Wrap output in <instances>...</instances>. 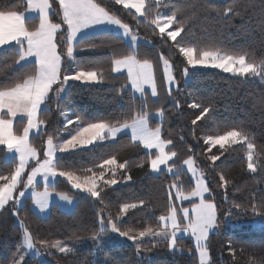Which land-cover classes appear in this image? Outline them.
Instances as JSON below:
<instances>
[{
	"label": "trees",
	"instance_id": "1",
	"mask_svg": "<svg viewBox=\"0 0 264 264\" xmlns=\"http://www.w3.org/2000/svg\"><path fill=\"white\" fill-rule=\"evenodd\" d=\"M101 3V0H96ZM102 6L122 22L129 25L132 33L141 37L143 42L136 49L131 48L121 37L103 32L84 37L75 50L71 71H95L99 73L101 84L72 83L64 99L57 107L51 102L50 109L42 110L40 119L45 121L46 130L32 144L40 147L44 137L61 138L59 132L60 115L70 112V118L76 116L86 125L105 122L117 126L131 122L142 111L153 116L162 112L163 140H172L169 150L175 151L173 165L182 167V163L193 159L206 171L211 189L209 199L217 205V211H226L232 219H252L264 216V84L245 77H232L214 69L189 70L188 80L184 81L183 69L187 67L184 58L174 47V42L162 37L151 20L166 8L185 31L177 37L181 46L194 47L198 53L205 50L226 55L247 56L248 62L260 64L264 61V0H170L162 4L148 2L146 16L138 18L132 11L123 9L110 0H103ZM231 7L227 16L221 9ZM5 8L23 12L25 0H0V10ZM29 30L38 26L37 19L26 21ZM177 27L172 25V29ZM161 54L174 66L178 87L171 93L172 101L162 104L148 97L133 95L125 75H115V60L135 55L140 61H148L156 67ZM16 50L8 48L0 52V85H11L34 75L32 64L17 65ZM157 77L161 89L162 78L157 67ZM192 103L200 108H190ZM178 105V106H177ZM203 108H210L203 120L195 125L192 121L201 114ZM159 124L150 120L151 127ZM239 131L249 137L248 142L255 144L253 163L257 171L247 168V149L244 145H235L223 149L214 148L210 152L203 143L204 137H218L229 131ZM215 164L211 155H220ZM115 157L118 162L128 161L126 168H117L121 183L117 186L102 185L99 198L78 195V203L72 213L60 211L53 206L47 219L40 218L30 207L23 205L17 215L10 207L0 214V264H12L23 239V230L16 220L22 221L24 229L31 233L35 243L41 241L56 242L84 239L98 235L100 217L105 223L109 218L121 231L138 232L151 227L154 231L160 227L158 218L170 212L168 191L173 184L181 183L182 190L193 189L186 172L176 176L166 172L153 176L150 162L154 154L146 152L141 145L127 136H120L114 142H104L88 149H79L71 153L57 155L58 168L72 171L81 177L93 172L99 173L97 165ZM16 164L4 158L0 151V175H10ZM91 169V172L87 171ZM116 171V172H117ZM111 171L107 174L110 176ZM131 180H127V176ZM228 184L221 187L220 176ZM53 190L75 196L70 185L59 180ZM140 201L144 204L140 205ZM125 204H137L127 213L121 211ZM239 205V207H236ZM255 209V211L253 210ZM122 217V218H121ZM108 229L105 231V233ZM229 245L235 248L233 257ZM209 251L211 264H264V229L226 233L210 237ZM25 264H199L191 241L178 239L177 247L171 250L168 242L160 241L139 246H116L105 249L98 256L91 251L70 252L47 256V262L31 258Z\"/></svg>",
	"mask_w": 264,
	"mask_h": 264
},
{
	"label": "snow or ice",
	"instance_id": "2",
	"mask_svg": "<svg viewBox=\"0 0 264 264\" xmlns=\"http://www.w3.org/2000/svg\"><path fill=\"white\" fill-rule=\"evenodd\" d=\"M116 5H122L123 9L131 12L139 17H145L148 11L146 0H110ZM97 3L96 0H58V8L60 10L61 22L54 23L52 15H58L52 8L51 0H26L27 10L29 13H39L38 26L34 30H29L26 26L25 14L9 10L5 8L0 10V50L8 49L9 47L16 50L18 59L15 64L20 65L31 63L34 66V75H29L26 79L20 77L19 82H14L11 85H0V151L4 152V158L7 160L9 156L13 157V163L16 164L14 171L10 175H0V181H4L3 186H0V210H4L9 202L14 205L20 204V199L25 196V191L28 188H35V182L38 175H41L47 183L49 177L56 178L57 176L65 178L67 182L76 190H81L93 198H99L101 192L97 189L100 185L97 180L104 185H116L119 181L115 178L105 180V169L111 171L115 176V169L126 168L128 161L124 163L118 162L113 156L106 159L103 163L97 165L101 171L92 173V176H85L83 179L72 171H63L58 168L57 153H71L78 149L87 148L97 142H103L109 138H115L117 133L122 130H130L131 138L134 141L142 142L146 149L158 150L155 158L151 159V169L153 172H159L161 165H164L169 172H172V166L168 165V161L176 156V152L170 154L166 152V147L173 142L171 139L162 140L161 128L152 129L148 126V115L146 112H141L131 123L125 122L120 128L111 127L105 122H96L84 124L79 116L75 120L66 119L65 127L76 124L77 127L73 130V134L64 142L54 145L53 139L50 136L46 141V147L42 153L43 159H40L41 153L36 148L32 147L29 142L30 134H36L43 130L45 121L39 119L42 112V105L50 99L49 93H53L56 98L65 91L69 81L81 83H98L97 73L95 71H69L72 67L71 62L74 61V52L82 41L77 39L78 34L83 29H90L100 25L115 26L121 31L124 37L131 38L133 43L137 37L132 34L128 24L116 18L107 7ZM225 16L232 13L233 9L227 7L221 9ZM151 24L158 29L162 37L174 42V47L178 48L179 53L186 58L187 65L193 69L199 67H210L222 70L224 73H230L233 76L239 77H260L264 80V61L260 64L248 62L245 54L241 55H221L215 51L205 50L197 57V49L194 47L181 46L177 37L185 31L184 27L177 20L175 14L167 16H157L152 19ZM177 27L173 30L172 25ZM64 25L67 27L64 28ZM59 37V39H58ZM75 42V43H74ZM61 43L66 45V52L60 50ZM163 71L168 84V94L175 87H178L175 77L171 75L172 64L168 59L163 58L161 54ZM63 69V74H62ZM126 69L127 76L130 80L131 87L141 94L145 93V85L151 86V94L156 96V87L154 83L153 66L148 61H140L135 55L125 56L123 59L115 60V71L120 72ZM183 75H189V68L183 69ZM54 86L55 90H54ZM178 106V105H177ZM190 108H200L201 105L192 103ZM212 111L210 108H203L201 114L192 121L195 125L198 120H203L208 113ZM21 115L27 120L23 127L22 134L17 135L13 132V120ZM162 115V113H161ZM4 116L8 118L5 119ZM229 140L240 143L249 141L248 136L242 135L241 132L233 130L227 132L226 135H220L212 138L208 137L206 143L210 144L208 151L212 147L219 145L221 149ZM255 144L247 143V168L250 172L257 171L256 165L253 163V152ZM220 155H211L209 159L215 164L221 159ZM30 160L36 162V166L27 174L26 180L24 174L28 168ZM18 161V162H17ZM188 170L192 172L195 178V188L185 195L177 189L176 195L181 200H188L191 197H198L199 202H193L191 210L182 208L181 218L178 219L177 210L174 204L171 203L173 193L169 191V215H160L158 218L160 231H154L151 227L144 231H140L137 235H129L127 231H121L116 223L108 219L107 224L103 217H100L99 223L102 230H107L109 227L113 232H116L121 237H127L133 242L144 238L145 236H159L168 241L169 249H176L177 235L180 232L189 233L195 240V247L199 252V264H211V257L208 249L209 235L213 230L219 227L217 205L213 199H205V193L211 194V189L207 186L202 174H197V170L193 167L191 159L185 161ZM87 171L91 172V169ZM127 180H131V176H127ZM221 187H225L228 181L224 176H220ZM24 184L25 191H19V185ZM173 187H177L173 184ZM36 203L43 211L47 208V199L50 193L45 189L43 193L35 192ZM68 199L67 197H62ZM144 202L140 201V205ZM137 204H125L121 211L127 213L128 210L135 209ZM236 207H239L237 205ZM255 211V209H253ZM18 213L13 211V215ZM21 223H23L21 221ZM95 239V237H93ZM42 244H47V241H41ZM21 247H26L28 250L35 249V244L30 232L25 229ZM51 247L57 248L61 253H69L71 248L62 245L59 241L52 244ZM98 247H100L98 245ZM137 251L139 246L137 245ZM236 249L229 245L230 254L235 257ZM27 253L21 254L16 264H24V256ZM38 254V250H37Z\"/></svg>",
	"mask_w": 264,
	"mask_h": 264
},
{
	"label": "rangeland",
	"instance_id": "3",
	"mask_svg": "<svg viewBox=\"0 0 264 264\" xmlns=\"http://www.w3.org/2000/svg\"><path fill=\"white\" fill-rule=\"evenodd\" d=\"M166 1H170V0H146V5H147L148 2H155L156 4H162V3L166 2ZM214 1L227 2L228 0H214ZM51 2H52L53 10L55 12H57V13H60V10L58 8V0H51ZM25 3H26V0H25ZM132 12L134 13V10H132ZM21 13L25 14L26 21L27 20H31V19H37L38 20L39 13H35V12L29 13L27 8H26L25 11H23ZM61 15H62V13H60L58 15H52L53 22L54 23H60L61 22ZM167 15H171L170 11L168 9H166V8H162V9H160L159 13L155 16V18L157 16L163 17V16H167ZM136 16L138 18H143V17H139L138 15H136ZM38 23H39V21H38ZM122 23H124V22H122ZM66 27L67 26L64 25V28H66ZM169 30H173V29L171 28ZM103 32H110V33L116 34L117 36L121 37L133 49H136L137 46L140 43L143 42V39L141 37H139V36H137V35L132 33L133 35H135L137 37L136 42L133 43L131 41L130 36L129 37H124L121 34L120 30H118L115 26H111V25H100V26H95V27L90 28V29H83L81 31V33L78 34L77 39L80 40V39H82L84 37L91 36V35L98 34V33H103ZM58 39H59V37H58ZM60 50L66 52V45L61 43V49ZM0 51H2V50H0ZM218 53L221 54V55H226V54H223V53H220V52H218ZM74 54H75V52H74ZM196 54H197V57L199 58V56L202 54V52L201 53L197 52ZM181 56H182V54H181ZM163 58H165V57L163 56ZM165 59H167V58H165ZM184 60L186 62V58H184ZM149 63L152 64V66H153L154 83H155V87H156V96H153L151 94V86H149V85H145L144 86L145 87V93H144L143 96H141V94L139 92H137L135 89H133L131 87L130 80H129L128 76H127L126 69H122L120 72H116L114 70L115 69V62H114V65H113V73L115 75H125L127 77L128 86H129V88L132 91L134 96H136L138 98L148 97L151 101H160L162 104H164L166 102H171L172 101V97L169 96V94H168V87L169 86L166 83V77H165V74H164V71H163L161 57L159 58L157 67H158V69L160 70V73H161L162 85H163L162 89H161V85H160L159 79L157 77V67L151 62H149ZM170 63L172 64L171 75L175 77L173 63L172 62H170ZM28 64H31V63H28ZM21 65H26V64L24 62H21V64L19 66H21ZM186 65H187V62H186ZM187 67L189 68V70H194V69H214V68H210V67L205 68V67H199V66L197 68L193 69L189 65H187ZM214 70H218V69H214ZM218 71L222 72L223 74L232 76V77H239V76H233L230 73H224L222 70H218ZM62 74H63V69H62ZM97 78H98V81H99L98 83H81V82L69 81L68 86L65 87V91L60 94L59 98H56L53 95V93H49L50 99L46 102L47 109L51 108V106L48 104L49 102L54 104L55 107L58 106V104L64 99V97L66 95V92H67V89L72 83L101 84L102 81H101L99 73H97ZM240 78H245V77H240ZM250 78L256 79L260 83L264 84V80H262L260 77L251 76ZM175 80H176V77H175ZM187 80H188V76L187 77L184 76V81H187ZM176 83L178 85L177 80H176ZM55 87H57V86H54V90H55ZM176 89H177V87H175L173 90H176ZM41 107H42V110L45 109V105H42ZM161 113L162 112L159 111V112H156L153 116L148 115V126L150 128H152V129H155L156 127H151L150 126V120L153 119L154 121H156L159 124L157 127L161 128V138L163 140V137H162V126L160 124L163 121V114L161 115ZM70 114H71L70 112H65V113H62L60 115V125L62 127H64V129L58 133L59 136H61V138H58L56 140L53 139V144L54 145H58V144L64 142L65 140H67L70 137V135L73 134V130L77 127L76 124L70 125L67 128L65 127V120L66 119H71L70 118ZM0 115H3V114L0 113ZM4 118L7 119L8 117L4 116ZM39 119H40V115H39ZM26 123H27L26 118L22 117L21 115H18L13 120V132L16 133L17 135L22 134L23 127L26 125ZM128 123H131V122H128ZM122 125L123 124H120V125H117V126H111V127L120 128ZM45 130H46V126L44 124L43 125V130L41 132L36 133V134H30V136H29L30 145L32 147L36 148L39 153H41V156H40L41 160L43 159L42 153L45 150L46 141H47L48 137L47 138L44 137L43 141L41 142L40 147H37V146L33 145L32 144V139L39 137L41 134H44ZM123 135H127V136H129L131 138L130 130H122V131L117 133L115 138H109L107 140H104L103 142H97V143H95V144H93V145H91V146H89L87 148H84V149H88V148H90V147H92L94 145H98V144L104 143V142H114L120 136H123ZM212 138H215V137H212ZM207 139H208V137H204L202 139V141L209 148L210 144L206 143ZM133 142L138 143L139 145H141V147L146 152L153 153L154 154L153 159L155 158V154L157 153L158 150H156V149H151V150L146 149V148H144L142 142H139V141H134L133 140ZM241 144L244 145L246 147V149H247V141H243V140L240 143H235V142L229 140L228 142L225 143L224 148L225 147H232V146H235V145H241ZM214 148H220V146L216 145L215 147H212V149H214ZM165 150L169 154L171 153V151L169 150V145L166 147ZM59 154H64V153H59L58 152L57 155H59ZM247 155H248V149H247ZM247 155H246V159H247ZM174 160H175V157H173L171 160L168 161V165L172 166V172H169L164 165H161V170L159 172H153L152 169H151V163H150V173L153 176H158L160 173L166 172L169 176H176L180 171H184V172H186L189 181L193 184V189H194L195 188V178H194L192 172L188 170V166L185 164V161L182 163V167L179 169L175 165H173V161ZM191 160L193 161V167L197 170V174L198 175L199 174L203 175V178L207 182V186H208L209 180H208V176H207L206 171L201 169V167L198 165V163L195 162L193 159H191ZM6 161L13 162V157L9 156ZM35 166H36V162L34 160H30L29 163H28V168H27V170H26V172L24 174V179L25 180L27 178L28 172H30L31 169L33 167H35ZM116 169H115V176L114 177H113L112 172L110 173V176H107L109 171L107 169H105L104 170L105 171L104 179L108 180V179L115 178V179H117L119 181V183H121L123 180H121L120 175L117 174L120 169H118V171ZM89 176H92V174L89 175ZM81 178L83 179V177H81ZM59 180L66 181L65 178L57 176L56 178L49 177V180L46 183L44 181L43 177L41 175H38L37 178H36L35 188L34 189L33 188H28L25 191L24 184H21V185L18 186V188L16 190L17 193L19 191H25V196L20 199V204L19 205H14L13 202L10 201L9 204L5 206V208L10 207L13 211L17 212L23 205H25L27 202H29L31 209L42 219H47L49 217V215L51 213V209L53 208V206H56L62 212L72 213L74 211L77 203H78V197H79L78 195H88V194L83 192V191H81V190L74 189L71 186V184L69 182H67V181L66 182L70 185L72 191L75 193V196H70V195H67V194H64V193L57 192V191L53 190L52 187L55 186L58 183ZM97 183L100 185V187L102 185H104L99 180H97ZM119 183H117L116 185H107V186H117ZM3 184H4V181H0V186H3ZM175 185L177 187H173L172 186L169 189V191H171L173 193L171 203L175 205L176 210H177L178 219H180L181 218V214H182V208H189V210H191L193 202L198 203L199 202V198L198 197H191L188 200L179 199L177 197V195H176L177 189L182 191L185 195H188L193 189L188 191V192H184L182 190L181 183L178 182ZM45 189H47V191L50 193V195H49V197L47 199V205L48 206H47V208H45L42 211L40 206L36 203V197L34 196L33 193H34V191L43 193L45 191ZM169 191H168V193H169ZM209 195H210L209 193H205V199H209ZM62 197H67L68 199H63ZM2 211L3 210H0V214H1ZM169 214H170V212L167 215H169ZM16 223L23 230V235H24L25 229H24L23 224L18 219L16 220ZM218 224H219V227L217 229L213 230V232L210 233V235H209L208 249H209V244H210V237L213 236V235H223V234H226V233L248 232V231H255V230L264 229V216L256 217V218H252V219H232L230 214L227 213L226 211H224L222 213L218 212ZM100 230H101V232L98 235L94 236L95 239H93V237H90V238H84V239H73V240H65V241H59V242L62 245L71 248L72 249L71 252L91 251L93 254H95V256H98L105 249L113 248V247H116V246H125V245H130V246H137L138 245V246H141L143 244L153 243V242H160V241L168 242L167 240H165V239H163L162 237H159V236H145L144 238L133 242L132 240H129L127 237L119 236V234L116 233V232H113L110 227L108 228V231L106 233H105L106 230H102L101 226H100ZM155 231H160V227H159L158 230H155ZM139 232L140 231H138V232H129V235H137L138 236ZM183 238L191 241V243L193 245V248H194V251H195V254L197 256L198 262H199V252H198V250L195 247L194 238L187 232L178 233L177 240L178 239H183ZM22 241H23V239H22ZM56 242H48L47 244L35 243L34 242L36 247H35V249H32V250H28V249H26V247H20L15 259L12 262V264H16L17 258L21 254H23L25 252L27 254L24 256V264L31 258L38 259V260H40L41 263H46L47 262V256H49V255H53V254H67V253H61L55 247H51V245L56 243ZM98 245L100 247H98ZM37 250H38V254H37ZM171 250H173V249H171ZM209 254H210V251H209Z\"/></svg>",
	"mask_w": 264,
	"mask_h": 264
},
{
	"label": "crops",
	"instance_id": "4",
	"mask_svg": "<svg viewBox=\"0 0 264 264\" xmlns=\"http://www.w3.org/2000/svg\"><path fill=\"white\" fill-rule=\"evenodd\" d=\"M28 17V16H27ZM1 52V51H0Z\"/></svg>",
	"mask_w": 264,
	"mask_h": 264
}]
</instances>
